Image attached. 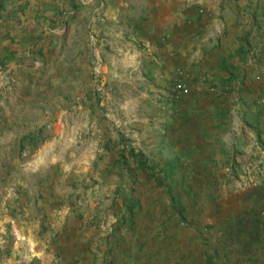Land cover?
Segmentation results:
<instances>
[{"label":"crops","instance_id":"crops-1","mask_svg":"<svg viewBox=\"0 0 264 264\" xmlns=\"http://www.w3.org/2000/svg\"><path fill=\"white\" fill-rule=\"evenodd\" d=\"M72 1L77 11L69 2L63 12L54 0H0V40L20 43L0 46V57L18 61L31 82L61 41V76L86 82L88 64L101 63L100 23L116 26L111 69L120 65L128 82L147 84L137 115L145 125L131 123L142 143L129 149L157 152L165 168L146 169L144 179L174 186L139 191L108 229L81 215L73 223L67 208L56 224L61 240L46 245L51 253L37 244L32 254L42 264H264V0ZM46 6L48 23L63 21L61 37L38 29ZM178 76L189 92L176 99L170 89ZM43 211L45 220L58 216Z\"/></svg>","mask_w":264,"mask_h":264},{"label":"rangeland","instance_id":"rangeland-1","mask_svg":"<svg viewBox=\"0 0 264 264\" xmlns=\"http://www.w3.org/2000/svg\"><path fill=\"white\" fill-rule=\"evenodd\" d=\"M56 1L63 12L68 2L73 4L72 0H54L55 5ZM74 4L72 10L77 11L81 5ZM91 10L83 9L86 15H91ZM49 11L53 10L46 6L40 12L39 18L44 19L38 29L47 27L61 37L63 21L48 23L52 16ZM63 12L59 11L58 19ZM69 17L77 32L79 24L71 14ZM99 28L101 63L98 68L93 61L88 64L86 82H78L76 75L70 79L61 76V41L56 51L49 48L47 62L40 58V62L45 61L43 66L33 67L31 82H25L26 75L21 76L18 61L11 63L7 57H0V264H42L40 255L32 252L38 244L51 253L46 245L61 240L56 224L67 208L73 223L81 215L92 226L101 223L108 229L139 191L154 189L151 186L173 189L172 181L157 184L144 179L146 169L149 174H160L165 168L156 165L157 152L134 151L140 158L131 156V142L142 143L140 136L131 134V123L134 118L135 129L145 125L137 115L142 112L140 99L147 84L128 82V74L120 65L111 69V36L116 26L103 20ZM50 36L39 37L43 40ZM71 43L76 45L77 34ZM8 44L20 46L10 39L0 40V46ZM22 48L25 50V45ZM33 55L41 57L38 51ZM132 74L138 77L135 70ZM31 133L35 138L23 142ZM170 154L165 152V156ZM46 206L58 215L55 221L52 215L46 218L51 222L48 227L42 224L46 222ZM104 230L93 231V235L106 233ZM66 239L65 234L63 241Z\"/></svg>","mask_w":264,"mask_h":264},{"label":"built area","instance_id":"built-area-1","mask_svg":"<svg viewBox=\"0 0 264 264\" xmlns=\"http://www.w3.org/2000/svg\"><path fill=\"white\" fill-rule=\"evenodd\" d=\"M178 73L180 74V71L178 70ZM213 91L216 89L213 88ZM171 94L173 95L174 98L178 99L181 97L183 94H187L189 92V86L187 83L183 81V79L178 76L175 81L173 87L170 89Z\"/></svg>","mask_w":264,"mask_h":264},{"label":"trees","instance_id":"trees-1","mask_svg":"<svg viewBox=\"0 0 264 264\" xmlns=\"http://www.w3.org/2000/svg\"><path fill=\"white\" fill-rule=\"evenodd\" d=\"M35 138V134L34 133H31V134H29L28 136H25L24 138H23V142H25L26 140H30V141H32V139H34ZM22 142V143H23ZM131 156H133L135 159H138V158H140V156L139 155H136L135 153H134V151H132L131 150ZM140 165H141V167H142V165H143V162H140Z\"/></svg>","mask_w":264,"mask_h":264}]
</instances>
